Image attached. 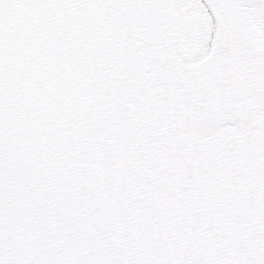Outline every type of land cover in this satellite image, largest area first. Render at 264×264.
Returning a JSON list of instances; mask_svg holds the SVG:
<instances>
[{
  "label": "snow or ice",
  "instance_id": "snow-or-ice-1",
  "mask_svg": "<svg viewBox=\"0 0 264 264\" xmlns=\"http://www.w3.org/2000/svg\"><path fill=\"white\" fill-rule=\"evenodd\" d=\"M0 264H264V0H0Z\"/></svg>",
  "mask_w": 264,
  "mask_h": 264
}]
</instances>
